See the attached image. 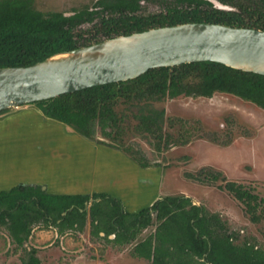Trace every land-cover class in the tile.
Instances as JSON below:
<instances>
[{
    "label": "trees",
    "instance_id": "1",
    "mask_svg": "<svg viewBox=\"0 0 264 264\" xmlns=\"http://www.w3.org/2000/svg\"><path fill=\"white\" fill-rule=\"evenodd\" d=\"M141 1H155L159 11L140 14ZM185 23L264 31V0H96L91 8L71 15L40 12L32 0H0V68L26 67L105 39ZM85 24L91 26L83 30ZM216 93L232 95L264 110V76L214 62L150 69L132 80L30 104L45 119L66 125L85 139L93 140L96 126L102 135L110 136L111 128L119 122L115 108L120 103L179 96L211 98ZM163 115V110L148 109L146 115L139 117L140 129L161 140ZM108 146L127 152L121 147ZM132 160L140 168H148L141 158L132 157ZM201 173L205 180H218L217 175ZM219 188L244 205L252 223L258 221L256 195L234 182H225ZM87 217L93 228L91 234L111 244H129L138 232L155 225L153 234L135 243L133 249L137 257L151 264H264V251L249 243L234 244L235 237L228 233L218 216L206 213L203 207L182 195L166 196L136 213H129L123 210L119 200L106 193L56 195L40 186L22 184L0 191V227L28 254L21 264H40L35 250H27L25 246L32 226L44 223L61 235L69 230L81 231ZM111 235L113 239L108 238Z\"/></svg>",
    "mask_w": 264,
    "mask_h": 264
},
{
    "label": "rangeland",
    "instance_id": "2",
    "mask_svg": "<svg viewBox=\"0 0 264 264\" xmlns=\"http://www.w3.org/2000/svg\"><path fill=\"white\" fill-rule=\"evenodd\" d=\"M95 1L32 0L40 12L64 15L91 8ZM140 5V14L159 11L155 1H141ZM90 26L85 24L81 28L85 30ZM148 109L164 111L161 140L139 127V117L146 115ZM115 112L119 122L111 128L110 136L102 135L96 126L93 140H77L71 130L69 134H63L62 128L59 132L49 131L47 127L54 129L55 123L45 119L35 105L9 109L0 114V168L9 173L10 157L19 170H31L33 164L28 163H32V156L39 155L40 160L35 162L43 163L44 143L57 138L65 145L75 138L82 145L81 161L91 166L93 175L97 167L90 156L98 155L102 147L106 152L116 150L107 145L121 147L127 152L116 150L119 156L129 161L132 157L141 158L148 164L145 203L149 204L142 209L158 198L185 196L203 207L206 213L218 216L228 233L235 237L234 244L249 243L264 251V110L232 95L216 93L211 98L179 96L161 101L120 103ZM101 141L107 145L98 143ZM59 158L64 159V156ZM155 164L159 167H154ZM201 171L217 175L218 180H205ZM225 182L240 184L256 195L255 214L259 217L256 223L250 221L242 203L219 188ZM92 231L88 217L81 231L69 230L61 235L56 228L40 223L32 226L25 246L27 250H35L40 264H151L137 257L133 249L135 243L153 234L155 225L138 232L129 244L107 243L93 236ZM111 236L108 238L113 239ZM27 258L28 254L12 241L8 231L0 227V264H21Z\"/></svg>",
    "mask_w": 264,
    "mask_h": 264
},
{
    "label": "water",
    "instance_id": "3",
    "mask_svg": "<svg viewBox=\"0 0 264 264\" xmlns=\"http://www.w3.org/2000/svg\"><path fill=\"white\" fill-rule=\"evenodd\" d=\"M196 62L264 76V31L185 23L105 39L26 67L0 68V112Z\"/></svg>",
    "mask_w": 264,
    "mask_h": 264
},
{
    "label": "crops",
    "instance_id": "4",
    "mask_svg": "<svg viewBox=\"0 0 264 264\" xmlns=\"http://www.w3.org/2000/svg\"><path fill=\"white\" fill-rule=\"evenodd\" d=\"M51 122L53 123L54 121ZM54 123V129L47 127L49 131L53 133L59 132L62 128L64 130L62 131L63 134H69L71 130V135L76 137L77 140L78 138L84 139V137L75 133L70 127L64 125L63 128L62 124ZM58 138H61L60 135H58ZM56 139L49 140L48 143L43 144L41 150V155L43 156L41 159L42 164L36 163L40 160H38L39 155L32 156V163H28V165L33 164L31 170H19V167H16V164L11 162L14 160L9 157V167L8 169L5 168L9 173H4L3 167L0 168V191H8L22 184L40 186L42 190L49 194L56 195L106 193L119 200L123 210L129 213H136L143 206L149 204L145 203L148 191L146 168H140L134 161H129L123 156H119L116 150L107 149L106 152L103 151L102 147L98 155L95 157L90 156L97 167L96 173L92 175L90 172L91 166L81 161L83 158L82 145L78 144L75 138L73 142L70 140L65 145H63V140L58 141ZM62 155L64 159L59 158ZM35 160L37 161L35 162ZM122 166L125 168L123 169ZM106 168H108L107 172H105Z\"/></svg>",
    "mask_w": 264,
    "mask_h": 264
},
{
    "label": "flooded vegetation",
    "instance_id": "5",
    "mask_svg": "<svg viewBox=\"0 0 264 264\" xmlns=\"http://www.w3.org/2000/svg\"><path fill=\"white\" fill-rule=\"evenodd\" d=\"M88 140V139H87ZM102 145H104V144H102ZM108 146V145H107ZM112 148H114V147H112ZM114 149H116V148H114ZM116 150H118V149H116ZM158 200V199H157ZM156 201V200H155ZM195 205V204H194Z\"/></svg>",
    "mask_w": 264,
    "mask_h": 264
},
{
    "label": "bare ground",
    "instance_id": "6",
    "mask_svg": "<svg viewBox=\"0 0 264 264\" xmlns=\"http://www.w3.org/2000/svg\"><path fill=\"white\" fill-rule=\"evenodd\" d=\"M57 129V127H55ZM58 130V129H57ZM60 131V130H59ZM147 203V202H146Z\"/></svg>",
    "mask_w": 264,
    "mask_h": 264
}]
</instances>
